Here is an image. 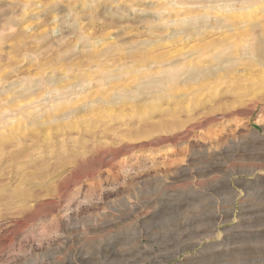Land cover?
Wrapping results in <instances>:
<instances>
[{
  "label": "rangeland",
  "instance_id": "1",
  "mask_svg": "<svg viewBox=\"0 0 264 264\" xmlns=\"http://www.w3.org/2000/svg\"><path fill=\"white\" fill-rule=\"evenodd\" d=\"M0 264H264V0H0Z\"/></svg>",
  "mask_w": 264,
  "mask_h": 264
}]
</instances>
